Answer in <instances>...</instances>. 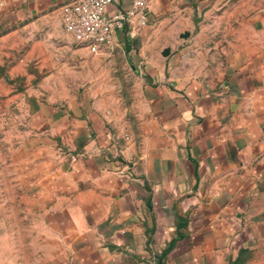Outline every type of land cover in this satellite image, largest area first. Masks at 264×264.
Returning a JSON list of instances; mask_svg holds the SVG:
<instances>
[{"label":"crops","instance_id":"1","mask_svg":"<svg viewBox=\"0 0 264 264\" xmlns=\"http://www.w3.org/2000/svg\"><path fill=\"white\" fill-rule=\"evenodd\" d=\"M17 1L60 17L74 0ZM235 3L250 35L217 87L148 47L149 33L178 31L170 20L214 18L201 34L234 30ZM115 41L142 84L141 145L122 148L87 98L28 105L17 159L0 158V226L18 227L0 235L17 243L0 264H27V248L34 264H111L120 251L147 264H227L264 246V0H151L145 25Z\"/></svg>","mask_w":264,"mask_h":264},{"label":"rangeland","instance_id":"2","mask_svg":"<svg viewBox=\"0 0 264 264\" xmlns=\"http://www.w3.org/2000/svg\"><path fill=\"white\" fill-rule=\"evenodd\" d=\"M237 4L234 16L242 12V4ZM238 18L240 23L233 20L234 30L222 27L204 34L200 33V22L209 27L214 18L192 17L188 24L170 20L167 22L171 26L167 24L166 29L176 25L177 32L149 33L146 42L148 47L156 43L159 59L168 48L169 56L165 58L173 59L175 68L192 79L203 80L208 87H217L224 80L225 67L236 54L237 44L250 35L247 25H241ZM218 22L225 25L226 17ZM156 25L157 29L164 28L161 21ZM186 32L189 37L184 39ZM230 41L234 49L227 47ZM139 78L123 48L112 46L91 52L65 34L60 17L32 13L17 0H0V158L17 159L14 151L18 137L28 131L30 121L27 106L34 100L46 103L52 98L58 103L71 97H78V103L89 99L105 113L113 139L121 142L122 148L129 143L138 148L145 128L150 127ZM9 229L16 233L18 227ZM9 229L0 226V235ZM11 244L17 243L0 242V255ZM25 253L27 264H34L31 251L27 248ZM111 264L147 263L120 251ZM227 264H264V246L248 250Z\"/></svg>","mask_w":264,"mask_h":264},{"label":"built area","instance_id":"3","mask_svg":"<svg viewBox=\"0 0 264 264\" xmlns=\"http://www.w3.org/2000/svg\"><path fill=\"white\" fill-rule=\"evenodd\" d=\"M151 0H132L125 11L110 12L113 0H74L63 7V31L76 44L91 52L114 46L121 33L134 34L145 25Z\"/></svg>","mask_w":264,"mask_h":264},{"label":"water","instance_id":"4","mask_svg":"<svg viewBox=\"0 0 264 264\" xmlns=\"http://www.w3.org/2000/svg\"><path fill=\"white\" fill-rule=\"evenodd\" d=\"M189 37V33H185L184 35H182V38H188ZM161 55L163 57H168L169 56V49H164L161 53Z\"/></svg>","mask_w":264,"mask_h":264}]
</instances>
